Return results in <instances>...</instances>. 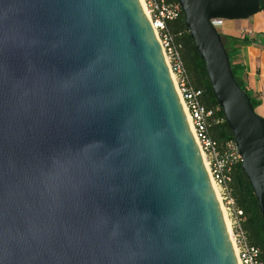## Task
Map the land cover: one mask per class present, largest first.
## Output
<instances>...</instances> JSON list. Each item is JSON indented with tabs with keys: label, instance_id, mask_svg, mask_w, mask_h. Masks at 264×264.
Masks as SVG:
<instances>
[{
	"label": "water",
	"instance_id": "obj_1",
	"mask_svg": "<svg viewBox=\"0 0 264 264\" xmlns=\"http://www.w3.org/2000/svg\"><path fill=\"white\" fill-rule=\"evenodd\" d=\"M264 220V117L211 19L176 0ZM0 264H238L140 0H0Z\"/></svg>",
	"mask_w": 264,
	"mask_h": 264
},
{
	"label": "built area",
	"instance_id": "obj_2",
	"mask_svg": "<svg viewBox=\"0 0 264 264\" xmlns=\"http://www.w3.org/2000/svg\"><path fill=\"white\" fill-rule=\"evenodd\" d=\"M178 4L166 0H145L144 9L161 46L170 72L175 80V86L199 147L211 181L217 185L221 199L225 200L231 222L230 236L238 264H264V253L261 249L249 242L247 232L242 226L243 213L236 206L231 195L230 182L232 180L233 162H241L234 142H227L230 149L229 156L225 157L216 140L209 133V119L212 111L207 109L201 101V90L196 89L189 79L185 69L180 45L168 28V22L177 16ZM223 19H211L217 29ZM225 120L218 116L216 122Z\"/></svg>",
	"mask_w": 264,
	"mask_h": 264
},
{
	"label": "trees",
	"instance_id": "obj_3",
	"mask_svg": "<svg viewBox=\"0 0 264 264\" xmlns=\"http://www.w3.org/2000/svg\"><path fill=\"white\" fill-rule=\"evenodd\" d=\"M166 1L178 4L176 0ZM258 1L260 2V9L264 8V0ZM168 28L174 36L176 42L181 46L180 52L182 60L191 83L196 89L201 90V101L207 109L212 111V116L209 119V133L211 137L217 141L219 148L224 153L225 157H227L230 154L227 142H234L233 135L225 120L219 123L216 122V118L218 116L221 115V117H223V112L217 105L214 98L210 82L206 74L204 61L200 58L195 48L194 41L190 37L189 31L185 26L184 16L180 8L177 9L176 18L168 22ZM221 39L228 53L234 77L241 88L247 92L255 108L259 101L252 97L246 88L240 73L242 65L234 62V57L237 56L239 49L244 45L252 43L251 39L246 36L238 38L222 34ZM230 188L231 195L235 200L236 206L241 209L243 213L242 226L247 232L249 242L252 245L259 247L262 253H264V220H262L258 202L248 179L242 171L240 162H233Z\"/></svg>",
	"mask_w": 264,
	"mask_h": 264
},
{
	"label": "crops",
	"instance_id": "obj_4",
	"mask_svg": "<svg viewBox=\"0 0 264 264\" xmlns=\"http://www.w3.org/2000/svg\"><path fill=\"white\" fill-rule=\"evenodd\" d=\"M218 30L222 35L251 39L252 43L239 49L234 62L242 65L246 88L259 101L255 111L264 117V8L246 19L224 20Z\"/></svg>",
	"mask_w": 264,
	"mask_h": 264
},
{
	"label": "rangeland",
	"instance_id": "obj_5",
	"mask_svg": "<svg viewBox=\"0 0 264 264\" xmlns=\"http://www.w3.org/2000/svg\"><path fill=\"white\" fill-rule=\"evenodd\" d=\"M143 1V5L145 4V0ZM218 195H219V203L221 205V208L223 209V213L225 214V218L227 219L228 224H230V230H231V222H230V217H229V211L226 209L227 205L225 204V200L221 199V194L219 193L218 189Z\"/></svg>",
	"mask_w": 264,
	"mask_h": 264
},
{
	"label": "bare ground",
	"instance_id": "obj_6",
	"mask_svg": "<svg viewBox=\"0 0 264 264\" xmlns=\"http://www.w3.org/2000/svg\"><path fill=\"white\" fill-rule=\"evenodd\" d=\"M141 1V4H142V6H143V8H144V5H143V1L142 0H140ZM173 79H174V77H173ZM174 82H175V80H174ZM182 103V102H181ZM182 106H183V104H182ZM183 109H184V107H183ZM184 111H185V109H184ZM185 114H186V112H185ZM187 116V115H186ZM187 120H188V116H187ZM201 155H202V153H201ZM203 156V155H202ZM204 160V159H203ZM212 182V181H211ZM212 186H213V189H214V191H215V193H216V195H217V198H218V200H219V195H218V187H217V185H215L213 182H212ZM222 209V208H221ZM222 212H224L223 211V209H222ZM223 217H224V220H225V223H226V225H227V229L229 230V232H230V224H228V222H227V219L225 218V214L223 213Z\"/></svg>",
	"mask_w": 264,
	"mask_h": 264
}]
</instances>
